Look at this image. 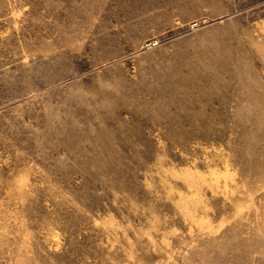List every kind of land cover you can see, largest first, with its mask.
Segmentation results:
<instances>
[{
  "label": "rangeland",
  "instance_id": "1",
  "mask_svg": "<svg viewBox=\"0 0 264 264\" xmlns=\"http://www.w3.org/2000/svg\"><path fill=\"white\" fill-rule=\"evenodd\" d=\"M0 264H264V0H0Z\"/></svg>",
  "mask_w": 264,
  "mask_h": 264
}]
</instances>
